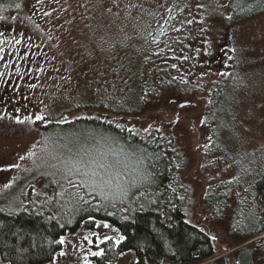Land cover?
I'll list each match as a JSON object with an SVG mask.
<instances>
[{
    "label": "rangeland",
    "instance_id": "1",
    "mask_svg": "<svg viewBox=\"0 0 264 264\" xmlns=\"http://www.w3.org/2000/svg\"><path fill=\"white\" fill-rule=\"evenodd\" d=\"M201 1L22 0L14 9L0 8V33L13 35L17 41L12 48L17 66L12 61L15 79L11 89L18 80L21 96L20 104L18 98H5V89H10L0 86V207L18 211L29 208L32 201L41 203L51 196L42 171L55 164L72 167L73 160L65 156L67 148L62 145L67 143L62 141L59 147L57 136L44 128L48 116L60 109L69 122L98 119L128 132L156 131L173 137L185 161L182 177L193 192L188 221L212 237L215 258L234 256L247 235L242 226L253 222L260 204L248 182L264 169V12L224 26L223 17L217 20L216 16L218 11L226 14L229 0H208L217 11L210 2ZM180 7L182 17L172 18L171 12ZM166 23L181 29L180 38L185 30L192 44L199 45L197 58L189 56L186 69L176 73L167 63H158L175 82H169L171 78L158 69L148 70L147 75L141 71L146 77V103L139 113H131L137 86L130 84L131 96L123 100L126 107L115 110L112 98L122 96L115 81L117 73L139 77L138 56L145 62L153 57L159 26ZM33 49L47 71L41 73L40 66V74L28 76L23 59ZM228 51L235 66L231 86L236 99L227 123L230 132L222 140L221 125L212 124V130L204 121L208 97L213 95V89L209 90L223 78ZM187 68L189 74H185ZM81 173L68 183L76 184L73 181L84 178L86 170ZM234 187L231 211L224 220L213 216L205 200L207 193ZM238 203L242 209L233 212ZM235 218L246 220L242 231L231 229ZM263 236L244 243L255 242L258 247L254 264H264ZM106 238L121 241L123 235L108 221L97 222L94 229L82 223L61 237L62 247L49 264H92L93 253H102ZM116 264H136L135 252L122 253Z\"/></svg>",
    "mask_w": 264,
    "mask_h": 264
},
{
    "label": "trees",
    "instance_id": "2",
    "mask_svg": "<svg viewBox=\"0 0 264 264\" xmlns=\"http://www.w3.org/2000/svg\"><path fill=\"white\" fill-rule=\"evenodd\" d=\"M205 1L208 0L201 3ZM21 2L0 0V8L14 9ZM261 12H264V0H229L226 14L223 16L218 11L216 18L223 17L224 26H227ZM154 43L152 58L145 62L138 56L139 77L129 72L117 73L115 81L123 97L112 98L115 110L126 107L123 100L131 96L129 85L136 84L131 113H139L146 103L143 98L146 77L142 72L147 75L148 70L158 69L159 73L171 78L169 82H175L171 75L161 70L157 61L163 58L156 52V39ZM234 79L225 77L212 85L213 95L206 109L205 125L209 129L212 124L221 125L222 140H227L224 134L230 132L227 123L235 106V87L231 86ZM103 103L106 104V99ZM60 112V109L53 111L44 128L57 136L59 147L67 148L65 156L72 158L73 165L68 169L55 164L42 171L51 188V196L41 203L32 201L29 208L18 211L0 207L3 264L52 263L62 247L60 241L66 231H76L82 223L94 229L99 221L110 222L123 239L104 241L102 254L94 255L92 264H116L118 257L129 250L135 252L136 264L166 261L172 264H254L253 253L258 247L255 242L244 243L264 234V169L260 176L248 182L260 203L255 219L245 224L246 220L235 218L230 225L232 230L242 231L241 225L245 224L242 227L247 235L241 243L243 246L236 249L234 256L215 258L212 237L187 219L193 192L182 177L185 161L173 137L156 131L151 134L128 132L98 119L81 118L69 122L66 113ZM62 141L67 144L61 145ZM81 170H86L82 179L78 178L84 175ZM73 176H78L74 185L68 183ZM238 182L240 184V180ZM234 191L235 187L217 194L207 193L205 200L213 216L224 220L226 212L231 211ZM241 209L242 204L238 203L233 212Z\"/></svg>",
    "mask_w": 264,
    "mask_h": 264
},
{
    "label": "flooded vegetation",
    "instance_id": "3",
    "mask_svg": "<svg viewBox=\"0 0 264 264\" xmlns=\"http://www.w3.org/2000/svg\"><path fill=\"white\" fill-rule=\"evenodd\" d=\"M182 12H183L182 7L176 10L174 9V12H171L172 18H176ZM180 17H182V14H180ZM159 27H160L159 35L156 37V42L158 46L156 52L159 55V57L163 58V60H160L157 62L158 63L164 62L170 65V70L172 73L178 72L177 71L178 69H180L179 72L183 69H186L185 64H188L187 63L188 57L190 56L191 58H194V59L197 58L195 53H197L196 48L199 45L192 44V41L189 39L188 33L185 30H183L182 37L180 38L179 37L180 34L178 33H180L181 29H177L178 27H175L172 24L166 23L164 27H162V25H160ZM179 27H181V25ZM177 30L179 32H177ZM16 43H17L16 38L13 35L8 36L6 34L0 33V86L5 85L6 88L10 89V90L5 89L3 93V96L5 98H9L11 100L18 98L17 101L20 104L21 96L19 94L20 91L18 89L20 82L16 80L14 83L13 89H11L12 81L13 79H15L11 75V70L13 69L12 61H14L13 56L16 53L15 52L16 49L12 50V48L16 45ZM181 49H184L183 54L181 56H178V51ZM29 50H32V49L30 48ZM226 55L229 56V58L223 59L224 63H226L227 65L225 66V72L223 73L222 77L223 78L227 77L229 79H232L235 76V66H233V63H232L233 55H232V52L230 51H228ZM39 56L40 55H38V52L33 49V51L30 54H27V56L24 57L23 63L25 65L24 66L25 73L28 74V76H29V73H34V72L37 75L40 74L39 73L40 70L38 68L40 66L42 70L41 73H46L47 67L42 65L41 59ZM208 56H206L207 60L210 59L208 58ZM14 64L17 66L15 61H14ZM189 72H190V68H187L185 74H189ZM209 91H211V88ZM208 100L209 101L211 100L210 95L208 97Z\"/></svg>",
    "mask_w": 264,
    "mask_h": 264
},
{
    "label": "snow or ice",
    "instance_id": "4",
    "mask_svg": "<svg viewBox=\"0 0 264 264\" xmlns=\"http://www.w3.org/2000/svg\"><path fill=\"white\" fill-rule=\"evenodd\" d=\"M36 119L43 120L44 117L43 116H37ZM97 226H99V225H97ZM104 226L107 227L108 225L105 224ZM106 239H110V238H106ZM213 239H215V237H213ZM60 243H63V241L61 240ZM101 254L102 253H99V252L98 253H93V255H101Z\"/></svg>",
    "mask_w": 264,
    "mask_h": 264
}]
</instances>
